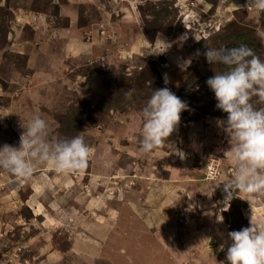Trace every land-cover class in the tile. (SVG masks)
Here are the masks:
<instances>
[{"label": "rangeland", "instance_id": "374dc122", "mask_svg": "<svg viewBox=\"0 0 264 264\" xmlns=\"http://www.w3.org/2000/svg\"><path fill=\"white\" fill-rule=\"evenodd\" d=\"M99 1L101 5L109 3V12L101 10ZM222 1L188 0V6H182L176 0L167 2V9L172 13L167 21H175L174 29L167 35H159L156 40H150L144 32L145 48H142L140 41L122 40L114 35L119 29H127L128 24H117L119 18L113 13L118 8L113 0H0V115H30L31 118L40 115L49 124V139L82 135L94 149L88 169L80 172L82 175L73 174L82 184L81 189L86 191L85 199L96 196V201H100V197L108 195L112 199L123 198L132 191L144 194L153 186L157 174L160 178H171L175 197L173 213L177 221L174 224L180 228L174 241L186 237L193 221H208L207 215L211 211L222 215L229 231L249 227L252 214L253 219L264 214V197L255 199L251 206L234 193L230 206L225 209L223 183L219 187L216 185L229 179L233 169L225 154L230 149V138L218 126V120H226L227 114L216 108L215 94L206 83L215 72L225 69L222 65L209 64L196 53L202 51V45L218 36L221 39L216 41L219 45L216 49L245 45L236 41L237 36L251 34L259 45L258 50L251 49L264 60V11L257 10L248 0H228L226 4ZM159 3L154 4L165 8L166 2ZM200 3L208 7L200 8ZM138 12L141 19L140 9ZM30 15L36 18L26 20ZM73 22L76 29L69 35L78 36V42L71 38L75 43L66 47L64 37L68 35L63 31ZM40 27L52 32L50 38L46 39V32L36 34ZM82 28L87 29L79 32ZM100 36L108 42L102 43V47L97 42ZM159 38L165 40L164 44L156 46ZM85 43L89 44L86 49L90 52L82 50L87 46ZM66 49L69 51L65 52ZM194 61L201 63L195 65ZM145 72L156 75L161 84H165L167 75V84L174 88L176 96L185 93L199 100V103L187 100L188 110L186 114L181 113L178 130L164 147L158 148L161 150L157 164H154L153 154H148L150 159L145 162L138 153L143 123L141 110L148 99L141 101L139 94H135V100L134 94L130 100L126 99L125 92L130 87L118 78L121 75L135 77ZM133 85L136 92L145 94L143 97L149 98L153 92L137 87L136 83ZM7 90L14 95L4 94ZM115 98L120 99L118 107L109 109L108 102ZM0 127H5L2 120ZM6 130L8 139L14 141L17 138L15 128L10 125ZM174 148L183 151L185 158L181 159ZM209 159L219 162L224 172L218 182H204ZM96 162L99 172L93 174ZM195 174L201 179L193 177ZM143 181L150 184L145 186ZM59 189L51 196L56 192L57 196L64 194L65 190L60 186ZM30 193L29 186L22 192L24 198ZM76 194L79 195L77 191ZM30 213L27 207L16 211L23 221L13 215L0 214V253L7 255V260L4 257L0 264H79V255L84 257L82 253L89 248L85 245L88 230L78 228L83 220L76 223H67L64 219L62 223L56 221L57 224L51 226L55 232L48 237L52 248L41 252L39 244L34 243L42 232L44 234L42 220H36ZM98 214L97 211L91 215L96 217ZM124 234L125 226L115 225L116 245L112 251L102 249L104 253L97 264H117V261L123 264L131 260L136 263L137 254L134 249L125 247ZM77 235L81 236L79 239L84 246L80 243L75 251ZM207 237L208 234L204 239ZM157 251L159 256H167L163 248Z\"/></svg>", "mask_w": 264, "mask_h": 264}, {"label": "crops", "instance_id": "0c3cea01", "mask_svg": "<svg viewBox=\"0 0 264 264\" xmlns=\"http://www.w3.org/2000/svg\"><path fill=\"white\" fill-rule=\"evenodd\" d=\"M169 1L172 0H113L118 8V10L113 13L119 18L116 20L117 24H128L127 29H119V31L117 30L114 32V35L122 40L140 41L139 44H141L142 48H145L143 37L144 31L141 27V19L139 17L138 9L147 2L156 3ZM176 1L182 6H188V0ZM226 1L228 0H223L222 3L226 4ZM101 4L102 3L100 2V5ZM108 4L109 3H106V5H101L100 7L104 13L109 12L110 6ZM192 4L194 6V3ZM199 5L200 8L208 7L201 3ZM113 14H110V17L112 16L114 18ZM34 18H36L35 15H30L26 20L30 21ZM107 19L108 18H106V20ZM39 22V25L41 26L42 22L40 19ZM71 25L70 28L63 31L65 35H68V37H64L66 47L69 43H75L71 38L76 39L78 42V36L69 35L71 34L70 31L76 29L74 22ZM42 29L43 28L40 27V31H36V34L38 35L40 32H46ZM85 29L87 28L78 29V31L82 32ZM46 33L48 34L45 36L46 39L50 38L52 32ZM97 34H99V32ZM164 41L165 40L159 38L155 45H162L164 44ZM97 42L98 44L100 43L101 47L102 43H108L105 39L101 38V36L100 39L97 37ZM88 45L89 44L82 48V50H85ZM30 47L35 49V46ZM86 50L90 52L89 49ZM68 51L69 50L66 49L65 52ZM73 51L74 50L72 49L70 52L72 53ZM67 54L69 55V53ZM6 92L7 93L4 94L8 96L14 95V92L8 90ZM20 116L25 119L23 121L19 120ZM30 119V115H0L2 125H5L6 128L12 125L17 132V138H15L14 141H10L8 139L6 128H1L0 148L5 144L18 148L20 145V136L24 131L22 124H27ZM133 149L137 150L136 148ZM160 150L161 149H157L150 153L156 158L154 164H157L159 161L158 154ZM196 151L199 156L197 149ZM138 153L141 154V159H143V161L146 162V159H150L148 154H143L139 150ZM167 156H169L168 153ZM96 170H98L97 162L92 169L93 174L99 172ZM232 171L233 169L230 170V172ZM75 174L82 175L80 172ZM193 177H196L197 179L200 178V176H197L196 174ZM153 179L155 180L153 186L146 190L144 194L132 191L125 195V197L123 196V198L119 197L112 199L108 195L106 196L107 198L105 196L100 197L101 200L99 199L100 201H96L98 200V197L96 198V196H90L85 199L84 195L86 196V191L84 192L83 189H81L82 184L80 182L78 183L77 178L73 177V174H58L51 168V166H39L33 176L26 182L16 181L8 173L0 170V214L3 212V216L5 217L13 215L16 219L18 217V219H22L23 221L21 214L17 215L16 211L19 210L20 207H27L32 213L33 218L36 220L41 219L42 222L40 223L43 226L44 234L42 232V235L40 234L41 236H39L40 239H35L36 241L34 243L39 244L38 246H40L41 252L45 249L52 248L48 237L55 232V228L51 226L54 224L56 225V221L62 223L64 219L67 223H76L83 220L78 228L82 230V227H84L85 231L88 230L86 233L88 240L85 241V245L89 248L86 252L82 253L84 257L81 258V254L79 255V264H97V261L102 258V253H104L102 252V249L103 251H105V249L112 251L113 247L116 245V242H114L116 240L114 239V227L115 225L118 226L121 224L125 226V247L134 249V253L137 254L136 263H133L131 260V262L125 261L123 264H220L221 261H223L224 264H227L226 252L232 241L228 237L230 231L227 228V223L222 215H219L218 211H211V213L207 215V217H209L208 221H202L199 223L193 221V224L189 225L190 228L186 237L182 240L174 241L176 231L180 229L178 225H175L177 221L175 213H173V201L175 197L173 192L174 188L171 187V183L174 181H172L171 178H160L159 174ZM142 183L145 186L150 184L145 181ZM27 186L30 187L31 193L28 197L24 198L22 192L27 189ZM59 186L65 191L62 189L64 194L57 196V193L60 190ZM48 188L51 189V192ZM54 190H57L58 192L51 196ZM76 191L79 195L76 194ZM52 211L56 212V214H52ZM97 211L99 214L96 215V217H92L91 214L93 212L97 213ZM61 214H63V216ZM86 214L90 215L86 217ZM30 217L28 219H30ZM220 217L223 218L222 222L219 219ZM262 217H264V214L256 219ZM15 223H18V220H16ZM13 225L15 226V224ZM76 231L77 230H75V232ZM211 231L213 232L217 248H210L209 235ZM207 234L208 237L204 239ZM178 236L179 234L176 238H178ZM79 238H81V236L77 235L76 243L74 242V246H76V248H74L75 251L79 248L78 245H80V243L82 245L81 247L84 246ZM139 238L141 239L140 242L138 241ZM32 239L33 238H31L29 244ZM1 244L2 243H0V245ZM221 244L225 245L223 251L220 250ZM158 248H163L164 252L167 253V256H159L157 251ZM79 253L80 251H78V254ZM4 257L7 260V255L5 253H0V263L3 262ZM26 260L31 261L30 259ZM117 264H119L118 261Z\"/></svg>", "mask_w": 264, "mask_h": 264}, {"label": "clouds", "instance_id": "9594fccd", "mask_svg": "<svg viewBox=\"0 0 264 264\" xmlns=\"http://www.w3.org/2000/svg\"><path fill=\"white\" fill-rule=\"evenodd\" d=\"M248 3L264 11V0ZM196 55H200L199 51ZM203 55L209 64L225 69L206 81L215 94L216 108L227 114L226 120H218V126L230 138V149L225 154L233 165L230 178L216 187L223 183L226 210L234 193L252 206L255 199L264 197V60L244 44L207 48ZM164 80L165 84L169 82L167 75ZM134 91H126L125 98L130 100ZM186 110L187 103L169 88L153 90L141 110L139 151L147 155L164 147L178 130L181 113ZM22 127L18 148L7 144L0 148V170L16 181L26 182L39 166H51L58 174L88 169L94 149L82 135L49 139V124L40 115L33 116ZM173 151L185 158L183 151L175 148ZM219 219L222 222L223 218ZM228 237L232 243L226 252L227 264H264V217L253 219L252 214L249 227L230 231ZM224 247L221 244L220 250Z\"/></svg>", "mask_w": 264, "mask_h": 264}, {"label": "trees", "instance_id": "16d2710c", "mask_svg": "<svg viewBox=\"0 0 264 264\" xmlns=\"http://www.w3.org/2000/svg\"><path fill=\"white\" fill-rule=\"evenodd\" d=\"M219 1V0H218ZM218 3V2H217ZM160 4V3H159ZM160 5H163V2H161ZM159 5V6H160ZM165 8H161V7H157L158 5L154 4L153 2H149L147 3L145 6H141L140 7V11H141V27L143 28L146 36L150 37V40H156L158 38L159 35H167L170 31H172L174 28V24L175 21H167L168 16H171V12L168 11V3L166 2ZM168 22V23H167ZM70 27V25L67 26V28ZM221 36H218L217 39L211 41V42H207L204 45H202V51L200 52V56L201 59L203 58L204 60H206V57L203 55V53L206 52L207 48H213V46L219 47V45H216V41L220 40ZM236 41L242 43L244 42L245 45H247L248 47H254L256 50H258V41H255V36H252L251 34H240L239 36H237ZM254 52H257V51ZM11 54V53H10ZM9 55V53H6V56ZM195 65L199 64L201 62L199 61H194L193 62ZM156 75H152L149 73H142V74H137L135 77L132 76H123L121 75L120 79L122 83H127L130 87V89H134L135 90V86L133 85V83H136L137 87H140L142 89H146L148 91H153L155 89H160V88H164L167 87L169 88L172 92L174 91V88L168 84H161L157 81V76ZM144 91V90H143ZM134 100H135V94H139L141 97H139V99L141 101H143V99H148V97H143V95H145L144 93H139L134 91ZM178 97L184 101L187 102V100H195L197 103H199V100L197 98H193L190 95H187L185 93L183 94H179ZM118 101V102H117ZM195 102V103H196ZM110 105L109 109H114L117 108L119 103H120V99L119 100H113V102H108ZM136 103V102H135ZM186 114V111H184ZM0 126H1V120H0ZM1 129V127H0Z\"/></svg>", "mask_w": 264, "mask_h": 264}, {"label": "built area", "instance_id": "2783aa9c", "mask_svg": "<svg viewBox=\"0 0 264 264\" xmlns=\"http://www.w3.org/2000/svg\"><path fill=\"white\" fill-rule=\"evenodd\" d=\"M219 176H222L220 163L214 159H209L208 163L206 164L205 173L203 175L204 182H218Z\"/></svg>", "mask_w": 264, "mask_h": 264}, {"label": "water", "instance_id": "95a60500", "mask_svg": "<svg viewBox=\"0 0 264 264\" xmlns=\"http://www.w3.org/2000/svg\"><path fill=\"white\" fill-rule=\"evenodd\" d=\"M209 242H210V247L216 246L212 231L210 232V235H209Z\"/></svg>", "mask_w": 264, "mask_h": 264}]
</instances>
